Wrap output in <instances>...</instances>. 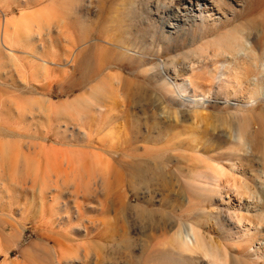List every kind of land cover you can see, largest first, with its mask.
<instances>
[{
    "label": "rangeland",
    "instance_id": "rangeland-1",
    "mask_svg": "<svg viewBox=\"0 0 264 264\" xmlns=\"http://www.w3.org/2000/svg\"><path fill=\"white\" fill-rule=\"evenodd\" d=\"M0 264H264V0H0Z\"/></svg>",
    "mask_w": 264,
    "mask_h": 264
},
{
    "label": "bare ground",
    "instance_id": "bare-ground-1",
    "mask_svg": "<svg viewBox=\"0 0 264 264\" xmlns=\"http://www.w3.org/2000/svg\"><path fill=\"white\" fill-rule=\"evenodd\" d=\"M191 101L194 102V103H197L199 101V99H191ZM234 169H235V167H234ZM223 174H224V172L220 171L219 169H216V167H215V169L211 170V175L214 176L215 178L222 179L221 177H222ZM225 175L226 174H224L223 177ZM238 217H239V220H237V222L239 223L240 227L245 229V231H250L252 228H254V226L252 224L247 223V221H245L243 219L242 215H238ZM245 226H247V227H245Z\"/></svg>",
    "mask_w": 264,
    "mask_h": 264
}]
</instances>
